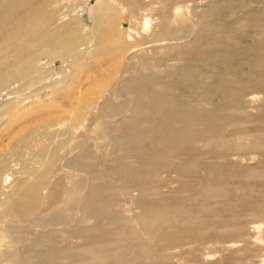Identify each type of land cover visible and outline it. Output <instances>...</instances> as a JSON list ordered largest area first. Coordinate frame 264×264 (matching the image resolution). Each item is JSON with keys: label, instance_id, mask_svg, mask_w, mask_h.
Instances as JSON below:
<instances>
[{"label": "rangeland", "instance_id": "rangeland-1", "mask_svg": "<svg viewBox=\"0 0 264 264\" xmlns=\"http://www.w3.org/2000/svg\"><path fill=\"white\" fill-rule=\"evenodd\" d=\"M1 9L0 264H264V0Z\"/></svg>", "mask_w": 264, "mask_h": 264}, {"label": "bare ground", "instance_id": "bare-ground-1", "mask_svg": "<svg viewBox=\"0 0 264 264\" xmlns=\"http://www.w3.org/2000/svg\"><path fill=\"white\" fill-rule=\"evenodd\" d=\"M5 1H7V0H0V19H8V18H10L11 17V15H12V13H8L7 11H6V9L4 10V9H1V5H3L4 4V2ZM10 1V0H9ZM7 4H8V2H7ZM10 4H12V3H10ZM9 5V4H8ZM7 6V5H6ZM5 7V6H4ZM14 8V7H13ZM10 8H8V10H9ZM16 10V9H15ZM11 11H13V10H11ZM15 13H16V11H15ZM17 14V13H16ZM6 21V20H5ZM9 22V21H8ZM1 24V23H0ZM3 25H5L4 23H3ZM1 26V25H0ZM3 29H5V27L3 28ZM0 30H2V29H0ZM4 31V30H3ZM19 35V34H18ZM4 43V42H3ZM2 45V44H1ZM4 46H5V44H4ZM83 103V102H82ZM158 217V216H157ZM159 218V217H158ZM157 218V219H158ZM156 219V220H157ZM159 220V219H158Z\"/></svg>", "mask_w": 264, "mask_h": 264}]
</instances>
